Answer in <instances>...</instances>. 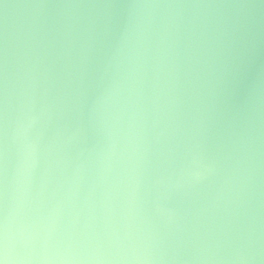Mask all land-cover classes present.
Segmentation results:
<instances>
[{
    "label": "water",
    "instance_id": "obj_1",
    "mask_svg": "<svg viewBox=\"0 0 264 264\" xmlns=\"http://www.w3.org/2000/svg\"><path fill=\"white\" fill-rule=\"evenodd\" d=\"M4 264H264V0H0Z\"/></svg>",
    "mask_w": 264,
    "mask_h": 264
},
{
    "label": "snow or ice",
    "instance_id": "obj_2",
    "mask_svg": "<svg viewBox=\"0 0 264 264\" xmlns=\"http://www.w3.org/2000/svg\"><path fill=\"white\" fill-rule=\"evenodd\" d=\"M0 264H4L3 260H0Z\"/></svg>",
    "mask_w": 264,
    "mask_h": 264
}]
</instances>
